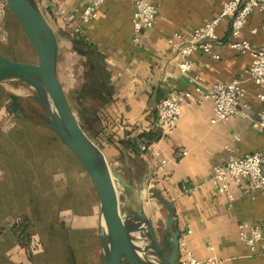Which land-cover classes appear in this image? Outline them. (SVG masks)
Instances as JSON below:
<instances>
[{
	"label": "crops",
	"instance_id": "obj_1",
	"mask_svg": "<svg viewBox=\"0 0 264 264\" xmlns=\"http://www.w3.org/2000/svg\"><path fill=\"white\" fill-rule=\"evenodd\" d=\"M32 1L55 32L57 76H63L68 88L83 89L85 74L93 68L88 57L108 73L110 94L105 103L96 108L94 99L77 100L95 108L93 141L111 169L121 171L130 183L127 196L131 203L156 225L164 223L167 211L151 191L173 206L180 232L176 264H181L184 247L200 261L214 258V264H264V241L252 251L238 238L241 222L258 225L264 233V191L252 189L250 180L244 178L238 185L231 183L234 200L229 202L210 183L213 166L227 161L229 149L237 157L264 151V133L252 126L261 107L257 87L246 80L245 115L211 124L209 101L189 103L172 133L162 137L152 129L161 101L170 91H193L194 76L201 77L203 89L244 76L251 57L227 47L230 18L217 27L220 43L213 53L219 59L194 52L191 71L172 76L178 72L181 56L168 38L210 21L226 0H152L157 6V23L141 34L138 44L132 37L130 0H105L98 17L82 24L78 34L62 18L81 11L90 0ZM240 37L254 48L264 46V12L259 8L249 15ZM150 142L159 149L158 156L141 150L143 143ZM132 204L125 202V209L131 210Z\"/></svg>",
	"mask_w": 264,
	"mask_h": 264
},
{
	"label": "rangeland",
	"instance_id": "obj_2",
	"mask_svg": "<svg viewBox=\"0 0 264 264\" xmlns=\"http://www.w3.org/2000/svg\"><path fill=\"white\" fill-rule=\"evenodd\" d=\"M0 53L14 61L37 63L4 0H0ZM58 76L81 123L82 103L76 99L80 90L68 88ZM12 96L19 99L22 112L5 115ZM44 114L31 87L19 80L0 83V264H105L97 193L77 158L41 118ZM95 131L87 130L92 140ZM156 227L163 240L164 223ZM148 257L154 263L158 260Z\"/></svg>",
	"mask_w": 264,
	"mask_h": 264
},
{
	"label": "water",
	"instance_id": "obj_3",
	"mask_svg": "<svg viewBox=\"0 0 264 264\" xmlns=\"http://www.w3.org/2000/svg\"><path fill=\"white\" fill-rule=\"evenodd\" d=\"M4 1L32 45L37 63L14 61L0 53V83L19 80L34 90L35 99L45 112L41 118L77 158L90 179L104 221V231L99 222L98 236L105 264H176L180 232L175 227L173 206L157 191H151L167 211L160 240L156 225L136 210L127 196L130 183L121 171L111 169L101 149L75 116L57 76L58 42L54 30L32 0ZM125 202L132 204V212L125 209ZM152 255L158 258L156 263L147 259Z\"/></svg>",
	"mask_w": 264,
	"mask_h": 264
},
{
	"label": "built area",
	"instance_id": "obj_4",
	"mask_svg": "<svg viewBox=\"0 0 264 264\" xmlns=\"http://www.w3.org/2000/svg\"><path fill=\"white\" fill-rule=\"evenodd\" d=\"M104 1L90 0L81 11L64 16L62 20L70 25L74 34H78L82 24L98 17L99 7ZM130 2L132 4V37L134 43L138 44L141 34L156 25L157 6L152 0H130ZM255 8L264 12V0H226L220 12L210 21L185 33L176 32L168 38L170 46L178 50L181 56L178 72L172 76L187 75L192 68L190 57L194 52L200 51L212 55L214 59H219V56L213 53L214 47L220 43L217 27L223 19L230 18V31L226 45L234 51L248 54L251 62L245 69L244 76L229 82H217L210 89H203L201 77L194 76L193 91H170L158 105L157 117L152 126V129L159 132L162 137L176 129L183 107L189 103L200 104L209 101L212 104L211 124L245 115L248 105L242 103V98L245 95L246 80H250L257 87L256 96L261 105L252 126L255 130L264 133V46L254 48L240 37L249 15ZM4 111L5 108L3 113L9 114ZM141 150L150 152L154 156L159 155V149L154 142L143 143ZM181 154L186 155V152L183 151ZM244 178L250 180L252 189L264 191V151L237 157L233 150L229 149L227 161L213 166L210 183L215 190L224 194L228 201L232 202L234 195L230 185L231 183L238 185ZM238 238L255 251L257 245L264 241V233L258 225L249 227L245 222H241L238 224ZM32 245L38 248L37 240H33ZM181 251V264L215 263L212 257L204 261L198 260L185 247Z\"/></svg>",
	"mask_w": 264,
	"mask_h": 264
},
{
	"label": "trees",
	"instance_id": "obj_5",
	"mask_svg": "<svg viewBox=\"0 0 264 264\" xmlns=\"http://www.w3.org/2000/svg\"><path fill=\"white\" fill-rule=\"evenodd\" d=\"M79 44L81 43H79L78 41L75 42V46L78 47ZM82 50L83 49H80V51ZM88 58L93 68L90 67L89 71L85 74V78L87 81L84 84L83 89L80 91L82 92V95H79L78 93L76 95V99H79V98H84V100H86V98L94 99V101L97 103V106H96L97 108L99 104L105 103L108 100V97L110 94V89H109L110 87L108 86V73L103 68V65L96 63L94 59H92L91 57H88ZM10 99L12 101L11 109L8 110V108H5L4 112H8V113L11 112L14 114L22 112V106L19 104V99L15 96H12ZM79 106H80V109H79L80 118L79 119L80 121H82L81 125L83 129L85 130L86 133H88L87 132L88 129L90 130L92 128H95L97 125L96 116L93 113L95 108L94 107L92 108L90 106L86 107L84 105L82 106V104ZM89 137L91 136L89 135Z\"/></svg>",
	"mask_w": 264,
	"mask_h": 264
},
{
	"label": "bare ground",
	"instance_id": "obj_6",
	"mask_svg": "<svg viewBox=\"0 0 264 264\" xmlns=\"http://www.w3.org/2000/svg\"><path fill=\"white\" fill-rule=\"evenodd\" d=\"M101 225L103 224V219L100 218ZM140 247H142V244L140 242L137 243Z\"/></svg>",
	"mask_w": 264,
	"mask_h": 264
}]
</instances>
